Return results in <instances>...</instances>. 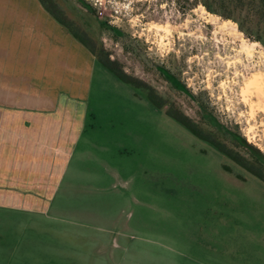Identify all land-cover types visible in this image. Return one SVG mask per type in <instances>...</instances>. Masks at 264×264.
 <instances>
[{
	"label": "rangeland",
	"instance_id": "obj_1",
	"mask_svg": "<svg viewBox=\"0 0 264 264\" xmlns=\"http://www.w3.org/2000/svg\"><path fill=\"white\" fill-rule=\"evenodd\" d=\"M54 1L96 57L64 42L38 56L86 84L101 184L81 177L52 220L0 209V264H264V181L165 113L264 171V0Z\"/></svg>",
	"mask_w": 264,
	"mask_h": 264
},
{
	"label": "crops",
	"instance_id": "obj_2",
	"mask_svg": "<svg viewBox=\"0 0 264 264\" xmlns=\"http://www.w3.org/2000/svg\"><path fill=\"white\" fill-rule=\"evenodd\" d=\"M56 42L95 59L40 0H0V209L31 221L72 208L68 191L85 187L81 177L95 187L102 178L103 144L97 126H87L86 84L64 58L38 56ZM109 140L107 148H117Z\"/></svg>",
	"mask_w": 264,
	"mask_h": 264
},
{
	"label": "trees",
	"instance_id": "obj_3",
	"mask_svg": "<svg viewBox=\"0 0 264 264\" xmlns=\"http://www.w3.org/2000/svg\"><path fill=\"white\" fill-rule=\"evenodd\" d=\"M40 2L44 6V8L47 9L58 22L63 24L70 31V33L74 37H76L82 44H84L96 57V53L93 47L89 44L84 34L82 32L76 31V29L72 26L71 20L65 17L64 12L58 7V5H56L55 2H53L52 0H40ZM97 59L104 67L109 69L118 79L127 84L133 85L134 87H137L141 91H143L145 93V96L153 105L157 107L161 106L160 98L156 95V93H154L150 86L145 84L142 80H139L135 76L127 74L120 66L115 65L114 62L107 57H98ZM165 113L172 119L177 121L179 124H181L183 127H185L194 136L213 145L227 157L232 159L235 163L239 164L245 170L264 181V171H261L258 166H253L246 162H242L237 156L233 155L228 148L222 146L212 136L202 131L201 128H199L197 124L190 120L186 114L182 113L179 110H173L171 108H166ZM242 143L246 142L242 140ZM256 151L259 152L257 149Z\"/></svg>",
	"mask_w": 264,
	"mask_h": 264
},
{
	"label": "flooded vegetation",
	"instance_id": "obj_4",
	"mask_svg": "<svg viewBox=\"0 0 264 264\" xmlns=\"http://www.w3.org/2000/svg\"><path fill=\"white\" fill-rule=\"evenodd\" d=\"M53 2H55L54 0H52ZM56 3V2H55ZM57 5V4H56ZM65 17H67L68 19H70L68 16L65 15Z\"/></svg>",
	"mask_w": 264,
	"mask_h": 264
}]
</instances>
